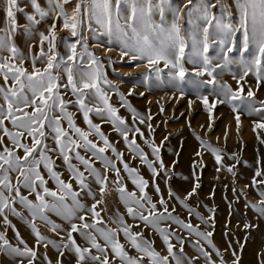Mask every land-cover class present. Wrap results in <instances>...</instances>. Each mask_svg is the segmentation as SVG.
I'll use <instances>...</instances> for the list:
<instances>
[{
    "label": "snow or ice",
    "instance_id": "1",
    "mask_svg": "<svg viewBox=\"0 0 264 264\" xmlns=\"http://www.w3.org/2000/svg\"><path fill=\"white\" fill-rule=\"evenodd\" d=\"M0 12V223L5 226L0 231V253L15 264H34L39 259L38 248L45 249L41 255L46 264H62L60 257L66 252L75 255V264H199V257L203 264H239L241 257L235 250L231 253L233 259L226 260L213 242L211 231H202L191 219L182 218L175 206L169 208L156 177L158 173L165 178L174 173L164 164L154 140L145 137L137 124H144L151 131L152 115L140 113L117 83L109 79L105 62L111 65L116 61L105 43L115 46L119 59L126 60L130 67L145 66L139 73L145 84L154 78L178 90L180 96L186 94V88L194 92L207 112L209 129L213 128V108L225 103L235 114L237 131L241 113L259 117L252 121L254 131L264 129V99L256 97L246 79L251 74L257 90L264 86V0H0ZM21 17L24 23L20 22ZM17 36L24 37V48L15 39ZM90 40L104 52L96 54ZM210 48L215 49V55L209 54ZM225 72L231 73L235 87L223 79ZM113 93L119 106L110 102ZM128 94H134L133 88L128 89ZM188 103L191 109L192 99ZM119 107L131 113V123L119 114ZM70 109L81 114L87 130L76 123L75 112ZM160 110L163 111V104ZM92 114L99 122L93 121ZM105 122L122 138L130 159L147 166L151 181L125 160L123 150L102 130ZM137 134L151 149L152 159L137 142ZM227 135L226 126L225 140ZM49 136L55 145L51 148L47 144ZM196 138L203 149L214 155L217 171L223 167L235 177L234 165L222 161V149L198 134ZM79 149L90 152L101 166L97 167ZM50 153H56L66 165L70 174L67 179L57 170ZM228 155L239 162L236 153ZM193 165L203 167V160L199 164L194 160ZM109 172L114 173L111 180ZM123 173L132 182L131 190L126 187ZM255 173L252 186L264 187V179L257 180V176L264 177V171L257 167ZM193 176L196 183L184 196L171 186L167 195L187 209L189 217L194 214L204 224H214V220L187 202L199 187L195 170ZM49 180L55 182V187L49 186ZM109 183L118 192L131 222L117 210L115 215H109L115 224L112 227L97 210L101 203L105 204L101 211L106 210ZM149 185L158 201L146 191ZM93 187L97 188L99 199ZM240 192L247 200L244 188ZM258 192L260 199L247 200L245 208L250 206L264 218V190ZM82 196L91 197L93 202L86 203ZM17 204L27 210V215ZM205 207L214 212V207ZM49 213L63 223L52 219ZM10 214L28 225L32 246L9 219ZM38 221L44 222L58 239L43 233ZM173 224L195 238L189 242L197 256L185 253L184 238ZM255 226L243 224L245 229ZM9 227L16 243L6 236ZM144 228L159 234L166 247L164 254L144 235ZM172 237L179 242L178 250ZM49 246L57 253L55 261L48 256ZM228 248H232L231 242Z\"/></svg>",
    "mask_w": 264,
    "mask_h": 264
},
{
    "label": "rangeland",
    "instance_id": "2",
    "mask_svg": "<svg viewBox=\"0 0 264 264\" xmlns=\"http://www.w3.org/2000/svg\"><path fill=\"white\" fill-rule=\"evenodd\" d=\"M20 22H25L22 17L20 18ZM2 26L3 13L0 12V27ZM15 39L18 44L24 48V37L17 36ZM90 45L93 46L96 54L99 55L104 52V48L96 47L95 41L90 40ZM33 47L35 48L36 46L34 45ZM105 47L110 48V55L113 60L116 61L111 65L105 62V70L109 79L117 83L120 90L126 94L127 99L140 113L145 115L150 113L152 115L150 121L152 124L151 131L146 125L139 124V122H137V124L141 127L145 137H150L154 140L159 148L164 164L170 166V172L174 173L166 178L162 173H158L156 177V183L159 184L161 188V194L168 200L169 208L171 209L175 206L176 213L182 218L185 220L191 219L192 223L199 226L202 231H211L213 242L224 252V258L226 260L231 261L233 259L231 253L232 250H235L241 257L239 264H262V262H264V218L259 217L250 206L247 209L245 208L247 200L258 201L260 199L258 189L264 190V187L260 184L253 187L251 182V178L256 175L255 169L257 167H260L261 170L264 171V129H256L254 131L252 124V121L259 119V117L241 113L240 129L237 131L235 114L232 112L231 106L227 103L217 104L213 108V128L209 129L207 126V112L203 108L202 102L196 99L194 92L186 88V94L180 96L178 90L173 89L166 83L157 82L154 78L151 83L145 84L143 78L139 75V73L144 70L145 66L143 64H141L139 68L130 67L126 60L121 61L119 59V52L115 46H109L105 43ZM60 50L63 51V48L61 47ZM209 54L215 55V49L210 48ZM188 66L191 67V65ZM113 69L117 71L114 72ZM126 72L130 74L127 76L122 75ZM117 73H120V75ZM223 79L228 80L233 87L236 86L235 81L232 80L231 73L225 72ZM246 79L248 80V84L253 86L256 97L264 99V86H261L257 90L254 77H252L251 74L246 77ZM129 88H133L134 94H128ZM246 90L247 88L245 87V91ZM139 93H143V95L141 96ZM189 98L193 101L191 109L188 103ZM211 99L212 97L209 96L210 102ZM110 102L119 106L118 97H116L114 93L110 98ZM161 104H163V111L160 110ZM70 111L75 112L76 123L87 130V125L83 122L81 114L76 112L75 109H70ZM119 114L125 116L128 122L131 123L132 116L126 108L119 107ZM92 119L94 122H99L94 114H92ZM63 124L65 127L67 126L66 121H64ZM189 124L191 127H189ZM201 125H203V127H201ZM226 126L228 135L225 140L224 131ZM101 127L116 147L123 150L125 160H129L133 166L138 167L140 174L143 175L145 179L151 181L152 175L147 169V166L139 164L137 159H130V153L127 147L122 143V138L119 137L115 131L110 130L112 126L105 122ZM257 133H259V139L257 138ZM197 134L202 139H206L213 145L222 149V161L225 164L234 165L236 172L235 177L223 167H220V170L217 171L219 165L216 163L214 155L210 150H205L200 146V141L196 138ZM165 137H167V139H165ZM217 137H219V139H217ZM90 138L95 139V136L90 134ZM97 142L99 143V141ZM137 142L140 143L141 147L148 154L149 159H152L151 149L144 144L139 134H137ZM47 144L50 148L55 146L50 136L48 137ZM79 150L82 155L90 158L97 167L101 166V162L96 160L90 152H86L83 149ZM197 152L201 154L199 157L195 155ZM107 153L111 155L110 150H107ZM229 153H236L239 162L231 159L228 155ZM50 154L56 160L57 170L61 171L63 178L67 179L70 174L67 171L66 165L63 164L62 159L56 153ZM201 159L203 160V167H196L193 165L194 160L199 164ZM172 161H176V163L173 165ZM245 161L247 163H245ZM72 162L76 163L77 166L83 170V166L80 165L79 162L74 159ZM118 166H120L119 162ZM194 170L196 176L199 177V187L197 193L189 197L187 202L203 216L214 220V224H204L196 218L194 214L189 217L187 215V209L182 208L178 201L170 199L167 195V188L171 186L174 192L180 196H184V194L192 188L194 183H196V177L193 176ZM123 175L126 187L131 190L133 188L131 180L127 178L126 173H123ZM113 176L114 173L109 172L110 180ZM261 179H264V177L257 176V180ZM245 185H247L246 188L244 187ZM49 186L55 187V182L49 180ZM73 187H77L75 183ZM109 188H111V191L106 190L105 192L106 210L101 211V209H105L104 203L98 205L97 210L100 211L101 216H103L104 220L108 221L112 227H115V224L111 223L109 215H115L117 210H119L120 213H124L126 220L131 222L130 218L126 215L125 206L119 199L118 192L111 183H109ZM233 188L236 189L235 193L233 192ZM241 188H244L247 200L245 195L240 192ZM93 191L97 192L96 199H99L97 188L93 187ZM146 191L152 195L154 200L158 201V195L151 185L146 188ZM209 193L212 195H209ZM237 196L239 199H236ZM81 199H85V202L89 204L93 202L91 197L85 198L82 196ZM205 205L214 207V212L210 213ZM16 206L27 215L26 209H22L19 204ZM49 215L58 223H63L54 213H49ZM2 219L3 218L0 217V221H2ZM9 219L16 225L29 245L32 246L33 239L28 225L20 220L19 217L11 214L9 215ZM245 222L256 226L245 229L243 228ZM37 224L43 233L58 239L44 222L38 221ZM172 227L176 228L178 235L184 238L185 253L188 256H197L198 254L189 242L195 238L187 236L183 230L177 228L174 224ZM4 228L5 226L0 223V231H3ZM74 235L79 242L80 238L78 234L74 233ZM144 235L154 241L153 246L158 251L162 254L166 252V247L158 233L149 228H144ZM6 236L12 243H16L14 233L10 227L7 229ZM121 239H123V237H121ZM171 242L176 250H178L179 242L175 237H172ZM229 242H231L232 245L231 249L228 248ZM201 243L204 244L206 250L212 251L206 242L201 240ZM241 244L243 245L242 248L239 247ZM226 249L227 251H225ZM44 251L45 249L38 248L39 259L35 260L34 264H46V261H44L41 255ZM129 251L132 252L133 250L129 249ZM47 252L50 259L53 261L57 259L56 251L50 246ZM213 258H216L214 252ZM60 259L62 264H75V255L72 252H66ZM0 264H15V261L3 253H0ZM171 264H174V262H171ZM199 264H203L202 257H199Z\"/></svg>",
    "mask_w": 264,
    "mask_h": 264
}]
</instances>
